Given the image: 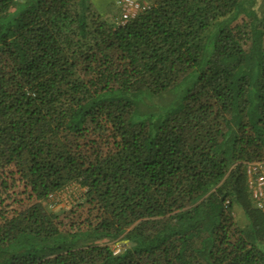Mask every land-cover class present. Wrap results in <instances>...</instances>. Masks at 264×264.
<instances>
[{"label": "trees", "instance_id": "16d2710c", "mask_svg": "<svg viewBox=\"0 0 264 264\" xmlns=\"http://www.w3.org/2000/svg\"><path fill=\"white\" fill-rule=\"evenodd\" d=\"M145 1L0 0V264H264V0Z\"/></svg>", "mask_w": 264, "mask_h": 264}, {"label": "rangeland", "instance_id": "374dc122", "mask_svg": "<svg viewBox=\"0 0 264 264\" xmlns=\"http://www.w3.org/2000/svg\"><path fill=\"white\" fill-rule=\"evenodd\" d=\"M88 1L104 17L108 19H113V18H116L117 20L120 19V16L122 14L121 6L118 4L120 0H88ZM137 1L147 2L145 0H137ZM262 3H263V0H258V4L255 8L259 10ZM83 192L84 190L83 189L81 190L78 184H72L58 195L56 205L52 203L51 201L48 203L49 208L55 209L57 211H60V210L70 211L73 208L77 207L79 203L82 202V200H78V197ZM236 216H237L238 222L243 227V229L249 231L251 224L246 218L244 212L240 209H237ZM130 245L131 243L129 242H125L121 244L118 243V244H114L113 248L115 250H118L120 247H127ZM260 247L264 251V242L260 243Z\"/></svg>", "mask_w": 264, "mask_h": 264}, {"label": "built area", "instance_id": "2783aa9c", "mask_svg": "<svg viewBox=\"0 0 264 264\" xmlns=\"http://www.w3.org/2000/svg\"><path fill=\"white\" fill-rule=\"evenodd\" d=\"M118 4L122 9V18L119 21L120 26H125L138 15L147 12L150 5L146 2L137 0H120ZM249 185L253 193L256 205L264 209V162L250 164L248 166ZM58 196H52L50 201L57 204ZM120 248L117 252H120Z\"/></svg>", "mask_w": 264, "mask_h": 264}]
</instances>
